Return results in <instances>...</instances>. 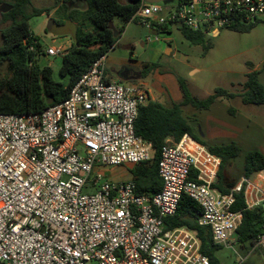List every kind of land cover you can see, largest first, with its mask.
Here are the masks:
<instances>
[{
	"label": "built area",
	"instance_id": "built-area-1",
	"mask_svg": "<svg viewBox=\"0 0 264 264\" xmlns=\"http://www.w3.org/2000/svg\"><path fill=\"white\" fill-rule=\"evenodd\" d=\"M134 19L157 35L185 27L212 37L264 23V0H141ZM156 41L147 36L145 44ZM106 70L103 56L62 103L41 113L0 114V264H211L193 231L166 226L184 195L201 206L199 225L215 244L236 242L242 213L233 205L243 184L225 194L215 188L221 159L188 134L163 146L154 196L138 194L133 179L97 177L154 155L135 131L140 107L153 101L150 89L111 81ZM244 193L248 208L264 202L255 185ZM257 245L264 247V234Z\"/></svg>",
	"mask_w": 264,
	"mask_h": 264
},
{
	"label": "trees",
	"instance_id": "trees-1",
	"mask_svg": "<svg viewBox=\"0 0 264 264\" xmlns=\"http://www.w3.org/2000/svg\"><path fill=\"white\" fill-rule=\"evenodd\" d=\"M79 2L85 4L83 10L72 8ZM1 3V2H0ZM31 0H13L12 9L2 13V21L10 24L0 31V114L28 115L38 114L47 108L62 103L72 88L78 83L94 62L107 56L118 42L110 23L118 17L125 23L138 22L134 19L140 8L141 0H57L54 7L65 10L64 18L74 24L71 32L72 44L61 56L59 79L55 77L51 66L40 64L44 49L40 38L36 36L30 25L35 16L50 13V8H34L28 10ZM67 11V12H66ZM59 26L61 21L53 19ZM91 22L92 30L85 25ZM255 25L232 29L236 32H249ZM182 35L193 45H203L206 52L212 48L211 40L202 31L188 28L180 29ZM33 47V50L30 48ZM7 66L8 75L1 77V71ZM161 66L160 62L145 63L141 75L148 76ZM260 70L250 71L246 75L242 91L239 94L224 88H216L214 93L204 99L194 97L185 78L177 75V82L182 93V100L170 105L158 101H150L140 107L135 123L136 134L150 143L154 150L150 161L134 165L130 170L136 184L138 194L154 196L162 188L159 176L161 151L167 140L179 142L186 134L207 146L211 153L221 159L218 180L215 184L221 193H229L237 185L227 171L228 164L238 158L241 147L235 141L221 144H208L194 132L190 120L184 114L185 107L197 111H207L222 98L240 97L244 105H264V86L260 82ZM264 171V154L258 149L247 152L244 161V179ZM247 183H243V191L236 194L233 211L242 213V221L236 231V243L243 247L258 243L259 236L264 234V202L257 207L248 208L245 199ZM202 214L201 206L190 197L184 195L173 217L165 220L168 229L186 227L193 231L200 241V252L208 257L211 264H222L217 252L223 248L214 243L210 228L199 225Z\"/></svg>",
	"mask_w": 264,
	"mask_h": 264
},
{
	"label": "rangeland",
	"instance_id": "rangeland-1",
	"mask_svg": "<svg viewBox=\"0 0 264 264\" xmlns=\"http://www.w3.org/2000/svg\"><path fill=\"white\" fill-rule=\"evenodd\" d=\"M0 2L1 31L10 24L2 21L1 6L10 5L13 0H0ZM56 5L57 0H31L28 8L30 12L34 8L51 9L49 14L44 13L30 20L31 30L40 38L44 52L51 46L61 47L66 51L72 44L71 32L74 24L66 21L65 10L54 8ZM69 7V10L71 7L83 10L85 4L79 2ZM53 19L61 21V24L57 26ZM110 25L118 38V45L109 52V56L121 60V65L109 64V73L113 76H116L121 68L137 73L138 69L142 70L145 63L160 62L161 72L169 69L185 78L192 95L198 99L213 94L216 88H224L236 94L241 93L246 75L253 70L261 71L259 79L264 86V23L255 25L252 30L245 33L225 29L216 36L207 35L206 41L211 40L213 43L212 48L207 52L203 45H193L186 40L179 28H173L170 36H163L151 32L138 22L125 23L118 17L114 18ZM85 29L92 30V23L87 22ZM147 36H158L160 41L145 44ZM1 42L0 33V45ZM40 64L51 66L55 77L59 79L61 56H48L44 53ZM7 75V66H4L1 77ZM143 84L153 89H163V85L156 86L155 79H151L149 84ZM155 90L157 89H154V97H156ZM166 95L167 91L161 93L162 97ZM171 102L173 101H169L167 105ZM184 114L190 120L196 135L206 143L219 144L230 141L238 143L241 153L228 164L227 171L235 179L236 184H243L247 152L259 149L264 154V105H244L237 96L230 99L222 98L207 111L185 107ZM98 170L95 169L94 174ZM96 175L103 180H113L118 176L112 167L104 168ZM246 183L248 191H252L253 185L264 190V181L256 174ZM253 193L256 194V190ZM217 256L222 264H264V247L257 244L243 247L235 242L223 246L217 252Z\"/></svg>",
	"mask_w": 264,
	"mask_h": 264
},
{
	"label": "crops",
	"instance_id": "crops-1",
	"mask_svg": "<svg viewBox=\"0 0 264 264\" xmlns=\"http://www.w3.org/2000/svg\"><path fill=\"white\" fill-rule=\"evenodd\" d=\"M117 45H118V42L111 51H113L117 47ZM112 63H119V65H121V60H119L118 58H110L109 53H108L106 56V67H107L106 74L109 80L121 82L124 84L127 83L128 85H131V84H135L134 82L136 81L139 82L137 84H140L142 82L145 84H149L151 79H155L156 86L163 85V89L154 88V89H157L155 90L156 97H154V93H153L154 89L147 87L151 89L153 101H158L162 104H167L171 100L175 102H179L182 100V93L180 91L177 78H176L177 74L173 73L171 70L165 69L166 70L165 72H161L160 68H158V69L153 70L150 74H148V76L143 77L139 69L136 73V72L130 71L129 69L121 68L120 70H118L119 72H117V75L113 76L109 73V68H108L109 64L111 65ZM165 91H167V95L166 97H162L161 93L162 92L164 93ZM223 143H227V142H223ZM112 168L115 170V173L118 175L113 180L119 181V182H125V181H129L132 179V174L130 172V170L132 169V166L123 165V166L112 167ZM256 175H258L259 177L263 176L264 171L256 173ZM250 192L251 191L249 190V193Z\"/></svg>",
	"mask_w": 264,
	"mask_h": 264
},
{
	"label": "water",
	"instance_id": "water-1",
	"mask_svg": "<svg viewBox=\"0 0 264 264\" xmlns=\"http://www.w3.org/2000/svg\"><path fill=\"white\" fill-rule=\"evenodd\" d=\"M147 1L150 2V3H155V2H160L161 0H147ZM11 9H12V6L8 5V4H3L1 6L2 13H6V12L10 11Z\"/></svg>",
	"mask_w": 264,
	"mask_h": 264
}]
</instances>
